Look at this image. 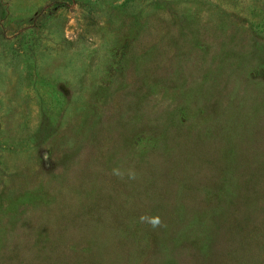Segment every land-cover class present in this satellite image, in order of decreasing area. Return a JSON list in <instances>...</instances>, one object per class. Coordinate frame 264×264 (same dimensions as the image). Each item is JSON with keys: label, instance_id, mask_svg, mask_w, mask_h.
I'll list each match as a JSON object with an SVG mask.
<instances>
[{"label": "rangeland", "instance_id": "1", "mask_svg": "<svg viewBox=\"0 0 264 264\" xmlns=\"http://www.w3.org/2000/svg\"><path fill=\"white\" fill-rule=\"evenodd\" d=\"M0 264H264V0H0Z\"/></svg>", "mask_w": 264, "mask_h": 264}, {"label": "clouds", "instance_id": "2", "mask_svg": "<svg viewBox=\"0 0 264 264\" xmlns=\"http://www.w3.org/2000/svg\"><path fill=\"white\" fill-rule=\"evenodd\" d=\"M141 221L142 222H147L149 223L152 227H157L161 224V220L158 216H141Z\"/></svg>", "mask_w": 264, "mask_h": 264}]
</instances>
